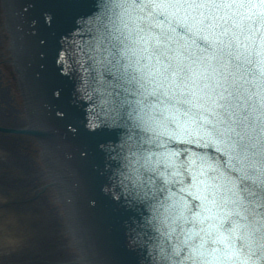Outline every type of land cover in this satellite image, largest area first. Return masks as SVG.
Segmentation results:
<instances>
[{
	"label": "snow or ice",
	"instance_id": "6c2138e0",
	"mask_svg": "<svg viewBox=\"0 0 264 264\" xmlns=\"http://www.w3.org/2000/svg\"><path fill=\"white\" fill-rule=\"evenodd\" d=\"M61 6L110 264H264V0Z\"/></svg>",
	"mask_w": 264,
	"mask_h": 264
},
{
	"label": "water",
	"instance_id": "95a60500",
	"mask_svg": "<svg viewBox=\"0 0 264 264\" xmlns=\"http://www.w3.org/2000/svg\"><path fill=\"white\" fill-rule=\"evenodd\" d=\"M78 26L61 0H0V264L19 248L55 252L48 243L58 224L85 263L112 260L92 206L107 199L103 178L84 161L87 152L103 166L106 136L89 123L79 73L64 66Z\"/></svg>",
	"mask_w": 264,
	"mask_h": 264
},
{
	"label": "flooded vegetation",
	"instance_id": "af4514ba",
	"mask_svg": "<svg viewBox=\"0 0 264 264\" xmlns=\"http://www.w3.org/2000/svg\"><path fill=\"white\" fill-rule=\"evenodd\" d=\"M7 89V88H6ZM2 123L6 122H0V125ZM4 128V127H0ZM6 129V127L4 128ZM3 133V132H0ZM61 221L64 222L63 218H60ZM62 226L63 233L68 235L66 231L71 235L70 229L66 223ZM60 227V225L58 224ZM57 225H54V233L52 234L51 240L48 243L55 252L53 253H33V254H25L24 249H20L19 253H10L5 254V256L8 258L7 263L4 264H87L83 261V258L81 257L80 253H78V250L75 246V243L77 242L74 238L71 237V239L66 240L64 236H60L61 230L58 228ZM57 232V233H56ZM69 236V235H68ZM60 245L62 247V253L58 252V248L56 249V245ZM23 246V243L19 244ZM70 246L72 248H70ZM29 256V257H28Z\"/></svg>",
	"mask_w": 264,
	"mask_h": 264
}]
</instances>
